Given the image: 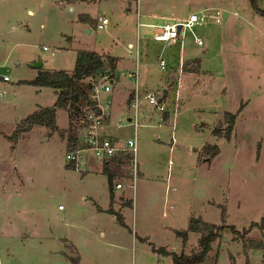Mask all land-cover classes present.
I'll use <instances>...</instances> for the list:
<instances>
[{
	"label": "rangeland",
	"instance_id": "obj_1",
	"mask_svg": "<svg viewBox=\"0 0 264 264\" xmlns=\"http://www.w3.org/2000/svg\"><path fill=\"white\" fill-rule=\"evenodd\" d=\"M84 3L92 15L109 16L107 29L99 30L93 21L78 23L74 0H0V77L11 80L0 78V264H173L172 253L200 251L201 234L191 232L187 242L177 236L188 230L191 218L200 217L238 232L227 228L204 264H264V228L252 227L264 217V15L251 0ZM259 6L264 12V0ZM206 9H221L223 21L197 29L205 39L202 47L190 33L184 48L182 40L164 45L153 39V28L141 25L152 13L183 20ZM81 50L121 59V80L107 59L102 69L118 90L101 94L104 106L113 100L112 108L129 87L163 92L181 58L198 57L184 61L178 102L177 85L167 87V125L141 121L140 174L135 179L128 165L122 167L115 181L124 188H114L112 204L103 161L95 153L83 152V171L69 169L67 136L45 126L20 134L16 142L11 136L40 105L52 107L58 99L54 89L26 84L36 74L31 65L41 60L40 70L72 73ZM161 59L167 61L166 72ZM142 101L141 111L151 107L143 96ZM229 113L238 117L228 141L223 136ZM112 115L105 132L124 143L134 128L119 127L120 115ZM56 116L61 128L69 124L63 130L68 131V111L59 109ZM80 119L74 121L77 134L88 138L90 124ZM217 129L222 136L214 134ZM205 145H217L220 155L207 161L211 149ZM110 208L122 214V224Z\"/></svg>",
	"mask_w": 264,
	"mask_h": 264
},
{
	"label": "built area",
	"instance_id": "obj_2",
	"mask_svg": "<svg viewBox=\"0 0 264 264\" xmlns=\"http://www.w3.org/2000/svg\"><path fill=\"white\" fill-rule=\"evenodd\" d=\"M223 12L221 9H206L201 11L200 14H190L187 18L183 20L175 19V21L165 22L164 24H146L147 26L153 28L154 34L153 39L156 42L165 44L176 43L179 40H182V48H184L185 44V34L190 33L192 38H194L195 43L202 47L205 45V39L199 37L197 33L198 28H206L209 26L212 20L216 21L220 24L222 19ZM97 28L99 30H105L109 27L110 18L104 14H100L95 19ZM145 25V26H146ZM44 50L46 52H50L54 57L56 55V51H51L48 47H45ZM161 70L166 72L167 70V61L164 59L160 60ZM183 66L184 62H181V66L179 70L174 73V85H177V97L176 102L180 99L179 91L182 88L183 84ZM137 77V76H136ZM5 82H10V78L8 76L0 77ZM115 79H110L109 75L105 73L103 70L98 71L94 75H92L86 83L91 87L90 90L81 96V100L79 103L80 108L84 113V122L90 124V137L83 138L84 144L87 143L88 148H76L74 151L68 152L67 160L70 164L74 165V169L79 171H83L86 168L87 163H81L83 152L91 151L95 153L96 157L103 162H111L115 157L128 155V170H130V176L133 174L136 179L140 174L139 170V161H138V148H139V133L138 130L141 126V108L142 101L141 95H139L138 85L135 90V99L131 104L133 109V115L130 119L124 120L123 118H119L118 126L124 127L126 125L133 126V136L130 139H127L124 143L121 138H115L111 136H107L101 132V129L106 125L105 122L111 117L110 115V107L113 102L112 99H109L107 104L108 106H104L102 104V96L103 92L110 94L113 90V84ZM138 80V79H137ZM168 91V88H167ZM3 97V93L0 92V100ZM146 100L149 102L151 108L159 114V120L156 126H164L167 122L166 118L169 112L168 109V97L164 95L163 92L150 91L146 96ZM175 113H177L178 105L175 106ZM173 114V113H172ZM171 116V114H170ZM175 126L173 127V144L176 142L175 138ZM115 188L122 189L123 185L121 183H117ZM61 209L62 207L59 206ZM264 260V258H263Z\"/></svg>",
	"mask_w": 264,
	"mask_h": 264
},
{
	"label": "trees",
	"instance_id": "obj_3",
	"mask_svg": "<svg viewBox=\"0 0 264 264\" xmlns=\"http://www.w3.org/2000/svg\"><path fill=\"white\" fill-rule=\"evenodd\" d=\"M260 0H251L252 8L264 15V12L259 6ZM110 63V69L115 72L117 67V59L113 57H105L95 51H78L76 55V64L72 73H67L65 71H40L36 78L32 81H26V84L31 86L45 87L56 90L57 101L52 107H41L34 113L28 115L23 119L14 133L11 135L14 142L19 138L22 133L30 132L37 126H45L50 130L56 132L58 131L63 137L67 136L68 140V150L74 151L79 145H83V139L77 134L78 126L75 125V118L81 117L84 120V113L79 106L81 96L86 94L90 90V86L86 81L95 73L102 70L105 67V60ZM59 109L67 110L70 116V129L68 131L60 130L57 124V111ZM236 114L229 113V121L226 132L223 136L226 140H231L233 135V128L237 120ZM77 121V120H76ZM79 123V120H78ZM214 134L222 136L221 130H214ZM206 148L211 149V153L207 161L211 162L221 153V149L217 145H205ZM204 147V148H205ZM128 155H122L115 157L111 162L104 163L103 172L108 177V185L110 189L111 203L115 199V180L118 173L123 171L122 167L128 165ZM69 169H74V165H68ZM111 214H116L119 223H123L122 214L115 210V208H110L108 210ZM258 223H253L252 227L264 228V217L262 221ZM189 227L186 231H178L177 236L182 238L184 242L189 240V234L191 232H196L201 234L199 243L201 249L199 252L185 255L172 253L173 264H204L209 253L212 251L213 242L221 237L227 228L233 230L234 233H238L236 228L233 226H219L216 224H211L209 222L203 221L202 218H191L188 223ZM154 252H160L164 256L168 255L165 248H156L153 246ZM74 262V261H73Z\"/></svg>",
	"mask_w": 264,
	"mask_h": 264
},
{
	"label": "crops",
	"instance_id": "obj_4",
	"mask_svg": "<svg viewBox=\"0 0 264 264\" xmlns=\"http://www.w3.org/2000/svg\"><path fill=\"white\" fill-rule=\"evenodd\" d=\"M74 3H76L77 5V8H79L78 10L80 11V13H78V23H82L83 25H85V26H88L89 24H90V21H93V22H95V19H96V16H98V15H92L91 13H89L88 11H87V7L85 6V3H84V0H74ZM76 6H74V7H72L71 9L72 10H75V8H76ZM31 14H34V11H32V10H30L29 11ZM100 15V14H99ZM175 19H178V18H175V17H171V16H167L166 14H158V13H152V14H148L147 16H146V22L145 23H143V22H141V25H146V24H151V25H156V24H164L165 22H169V21H175ZM74 21H76V20H74ZM161 21V22H160ZM96 23V22H95ZM44 26V25H43ZM90 32V31H89ZM131 47L133 46V43H131L130 42V44H129ZM110 57H113V58H115V59H117V67H116V70H115V77H116V80L117 81H119V80H121V76L118 74V69H119V66H120V63H121V59L120 58H118V57H114V56H110ZM196 58H198V57H194V56H192V57H189V58H187V57H185V56H183L182 58H181V62H184L185 60H191V59H196ZM36 62V61H35ZM43 66H44V63H43ZM43 66H42V68H43ZM41 69V68H40ZM40 69H37L36 70V74H35V76H34V78H32V79H30V80H27V81H32V80H34L35 78H36V76L39 74V72L40 71H43V70H40ZM172 70V69H171ZM171 73H172V76H174V73H173V70L171 71ZM132 74L130 73V76H131ZM132 77V76H131ZM174 78H175V76L170 80V81H168V82H166V84L164 85V87H162V89L164 90V93H165V91H166V88L167 87H169V86H172V84H174ZM114 82H115V80H114ZM169 89V88H168ZM41 91V90H40ZM113 91L115 92V94H116V92H118V90H116V88H114V85H113ZM150 91H156V90H153L152 88H150V87H145L144 88V90H143V93H141V91H140V89H139V95H141V101H142V96H143V98H144V100H146V96H147V94H148V92H150ZM169 91L170 90H168V91H166V94H164V95H167V97H168V99H169ZM122 96H123V100H120L118 103L120 104L119 106L117 105L116 107H114L113 106V108L111 107V109H112V111H114V114L115 115H120V116H118V117H121V118H127V119H130V117L133 115L132 113H133V109H132V106H131V104L133 103V101H134V99H135V89L133 88V87H129V89H128V91L126 92V93H123L122 94ZM143 103H144V101H142V107H143ZM41 107H44V106H42V105H40V107L39 108H41ZM38 108V109H39ZM38 109H36V110H38ZM111 109H110V115H111V117H110V122H108L107 124H106V126H104V128H103V133L105 134V135H107L106 134V129H107V127H109V126H111V123H112V117H113V115H112V111H111ZM148 110H149V112H148ZM150 110H152V118H151V116H150ZM147 112H148V114H147ZM140 114H141V121L142 120H145L146 122H145V124L144 125H146V126H156V124L158 123V120H159V115L158 114H156V113H154L153 112V109L150 107V108H147V106H145L144 108H143V110L142 111H140ZM169 115H167V118H166V120H167V122H169ZM167 124H165V126H166ZM68 126H69V124H68ZM68 126L66 127V128H61L59 125H58V127H59V129H61V130H66L67 128H68ZM107 136H109V135H107ZM115 138H118V137H115ZM188 149V148H187ZM187 149H184V150H187ZM104 163L105 162H102L101 164H102V168L100 169L101 171L103 170V166H104ZM103 172V171H102ZM104 173V172H103ZM118 182H116L115 181V185L117 184ZM124 188V187H123ZM123 188L122 189H120V190H123ZM115 196H116V194H115ZM110 202H111V200H110ZM114 202H116V197H115V199H114ZM110 204H112V203H110ZM114 204H117V203H114ZM201 218V217H200Z\"/></svg>",
	"mask_w": 264,
	"mask_h": 264
},
{
	"label": "water",
	"instance_id": "obj_5",
	"mask_svg": "<svg viewBox=\"0 0 264 264\" xmlns=\"http://www.w3.org/2000/svg\"><path fill=\"white\" fill-rule=\"evenodd\" d=\"M42 66H43V61H41V60H38L34 64L31 65V67H33L34 69L35 68H37V69L42 68ZM166 91H167V88H166ZM166 91L164 94H166Z\"/></svg>",
	"mask_w": 264,
	"mask_h": 264
}]
</instances>
